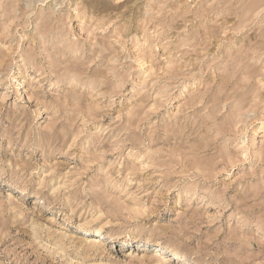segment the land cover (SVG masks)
<instances>
[{
	"label": "clouds",
	"instance_id": "obj_1",
	"mask_svg": "<svg viewBox=\"0 0 264 264\" xmlns=\"http://www.w3.org/2000/svg\"><path fill=\"white\" fill-rule=\"evenodd\" d=\"M0 264H264V0H0Z\"/></svg>",
	"mask_w": 264,
	"mask_h": 264
}]
</instances>
